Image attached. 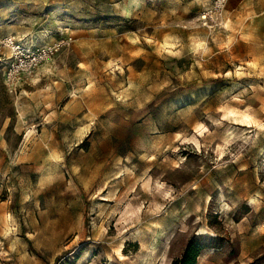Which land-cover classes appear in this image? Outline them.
Masks as SVG:
<instances>
[{
  "label": "rangeland",
  "instance_id": "obj_1",
  "mask_svg": "<svg viewBox=\"0 0 264 264\" xmlns=\"http://www.w3.org/2000/svg\"><path fill=\"white\" fill-rule=\"evenodd\" d=\"M63 32L16 93L0 62V264H264V0H0Z\"/></svg>",
  "mask_w": 264,
  "mask_h": 264
},
{
  "label": "built area",
  "instance_id": "obj_2",
  "mask_svg": "<svg viewBox=\"0 0 264 264\" xmlns=\"http://www.w3.org/2000/svg\"><path fill=\"white\" fill-rule=\"evenodd\" d=\"M45 39L33 33L0 37V54H5L0 55V62L5 63V84L11 93L17 92L21 80L32 77L40 66L70 45L74 36L63 32L57 38Z\"/></svg>",
  "mask_w": 264,
  "mask_h": 264
},
{
  "label": "trees",
  "instance_id": "obj_3",
  "mask_svg": "<svg viewBox=\"0 0 264 264\" xmlns=\"http://www.w3.org/2000/svg\"><path fill=\"white\" fill-rule=\"evenodd\" d=\"M215 241V240H214ZM208 247H221V244L203 239L202 236H192L182 256L171 264H198V257Z\"/></svg>",
  "mask_w": 264,
  "mask_h": 264
},
{
  "label": "bare ground",
  "instance_id": "obj_4",
  "mask_svg": "<svg viewBox=\"0 0 264 264\" xmlns=\"http://www.w3.org/2000/svg\"><path fill=\"white\" fill-rule=\"evenodd\" d=\"M249 109V108H248ZM237 111V110H236ZM241 111V110H240ZM233 113H236V112H234V111H232ZM238 113L240 114V112L238 111ZM243 117H246V118H252L251 116V114L248 112V111H245V112H243ZM157 182V181H156ZM160 186V185H159ZM138 189H136V191H137ZM256 202V199L255 198H252L251 199V203H255ZM203 231V230H202ZM5 250V249H4ZM118 253H119V255H120V258H122V259H125L126 258V254L124 253V251H122L121 250V248L120 247H118ZM111 259H112V261H114L115 259H114V257L111 255Z\"/></svg>",
  "mask_w": 264,
  "mask_h": 264
},
{
  "label": "crops",
  "instance_id": "obj_5",
  "mask_svg": "<svg viewBox=\"0 0 264 264\" xmlns=\"http://www.w3.org/2000/svg\"><path fill=\"white\" fill-rule=\"evenodd\" d=\"M4 35H7V34H4ZM4 35H0V37L4 36ZM4 147H5V144L4 142L0 139V162L2 160V155H4ZM4 264H8V263H4Z\"/></svg>",
  "mask_w": 264,
  "mask_h": 264
}]
</instances>
